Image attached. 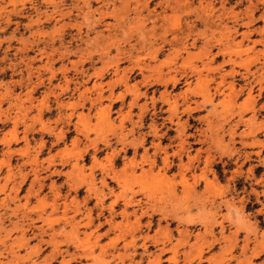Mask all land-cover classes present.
Wrapping results in <instances>:
<instances>
[{
	"label": "rangeland",
	"instance_id": "rangeland-1",
	"mask_svg": "<svg viewBox=\"0 0 264 264\" xmlns=\"http://www.w3.org/2000/svg\"><path fill=\"white\" fill-rule=\"evenodd\" d=\"M263 106L264 0H0V264H264Z\"/></svg>",
	"mask_w": 264,
	"mask_h": 264
},
{
	"label": "bare ground",
	"instance_id": "bare-ground-1",
	"mask_svg": "<svg viewBox=\"0 0 264 264\" xmlns=\"http://www.w3.org/2000/svg\"><path fill=\"white\" fill-rule=\"evenodd\" d=\"M247 56H249V54L246 55V57H247ZM249 58H250V57H249ZM207 59H208V58H207ZM243 59H245V58H243ZM250 59H252V58H250ZM246 60H247V58H246ZM262 64H263V63H262ZM262 64H261V65H262ZM204 65H205V64H204ZM247 65H248V64H247ZM261 65H259V66H261ZM244 66H245V64H244ZM248 67H249V66H248ZM256 67H257V66H256ZM245 68H247V67H245ZM245 68H244V69H245ZM260 68H261V67H260ZM260 68H259V69H260ZM116 70H117V69H116ZM249 70H250V68H247L246 71H249ZM127 71H128V70H127ZM129 71H130V70H129ZM244 71H245V70H244ZM250 72H251V71H250ZM123 73H124V72H123ZM246 73H248V72H246ZM124 74H125V73H124ZM124 74H123V75H124ZM158 75H159V74H158ZM242 76H243V75H242ZM157 77H158V76H157ZM169 77H170V76H169ZM243 77H244V76H243ZM245 77H246V76H245ZM121 78H123V77H121ZM158 78H159V77H158ZM158 78H157V79H158ZM162 78H163V77H162ZM162 78H161V79H162ZM171 78H172V76H171ZM171 78H170V80L173 79V78H172V79H171ZM124 79H125V78H124ZM164 79H165V80L168 79V81H169V78H164ZM222 79H223V77H222ZM165 80H164V81H165ZM174 80L176 81V78H174ZM113 81H114V80H113ZM113 81H112V82H113ZM125 81H126V80H125ZM161 81H163V79L160 80V83H162ZM166 81H167V80H166ZM166 81H165V82H166ZM185 81H186V80H185ZM185 81H184V82H185ZM186 82H187V81H186ZM230 82H231V81H230ZM158 83H159V82H158ZM218 83H219V82H218ZM232 83H233V82H231V84H232ZM249 83H250V82H249ZM109 84H110V83H109ZM134 84H135V83H134ZM150 84H151V83H150ZM163 84H164V83H163ZM93 85H94V84H93ZM124 85H125V84H124ZM215 85H216V83L214 84V86H215ZM229 85H230V84H229ZM126 86H127V85H126ZM127 87H128V86H127ZM130 87H132V86H130ZM134 87H135V86H134ZM229 87H233V86L230 85ZM229 87H228V88H229ZM186 88H187V87H186ZM260 88H261V86H260ZM126 89H127V88H126ZM126 89H125V90H126ZM128 89H129V88H128ZM132 89H134V88H131V91H132ZM231 89H232V88H230V90H231ZM258 89H259V88H258ZM181 90H182V89H181ZM186 90H189V89H185L184 91H186ZM230 90H229V91H230ZM240 90H241V89H240ZM133 91H134V90H133ZM135 91H137V90L135 89ZM182 91H183V90H182ZM189 91H190V90H189ZM231 91H233V90H231ZM235 91H236V90H235ZM126 92H127V90H126ZM227 92H228V91H227ZM227 92H226V93H227ZM137 93H138V92H137ZM137 93L134 95V92H132V94H133L132 96H134V97H138ZM140 93H141V92H140ZM140 93H139V94H140ZM164 93H165V91H164ZM179 93H181V92H179ZM237 93H238V91H237ZM237 93H236V94H237ZM247 93H248V95H250V91H249V89L247 90ZM162 94H163V93H162ZM177 94H178V93H177ZM232 94H233V93L231 92V95H232ZM109 95H110V94H109ZM136 95H137V96H136ZM177 96H178V95H177ZM232 96H233V95H232ZM234 96H235V95H234ZM234 96H233V97H234ZM94 97H95V96H94ZM161 97H162V96H161ZM233 97H232V98H233ZM235 97H236V96H235ZM80 98H81V97H80ZM113 98H114V97H113ZM130 98H131V97H130ZM143 98H144V97H143ZM158 98H160V97H158ZM165 98H167V96H166ZM248 98H250V96H249ZM132 99H133V98H132ZM132 99H131V100H132ZM154 99H155V98H154ZM172 99H173V98H172ZM183 99H184V98H183ZM228 99L231 100V98H228ZM131 100H130V103L132 104ZM135 100H136V99H135ZM184 100H185V99H184ZM233 100H234V99H233ZM110 101H111V100H110ZM164 101H165V100H164ZM170 101H171V100H170ZM180 101H181V100H180ZM90 103H91V102H90ZM99 103H100V102H99ZM133 103L135 104L134 99H133ZM140 103H141V101H140ZM167 103H168V101H167ZM170 103H172V102H170ZM195 103H196L197 106H198V103H197V102H195ZM230 103H231V102H230ZM131 104H130V105H131ZM241 104H242V103H241ZM130 105H129V106H130ZM142 105H144V104H142ZM224 105H225V104H224ZM226 105H228L227 102H226ZM127 106H128V105H127ZM134 106H135V105H134ZM194 106H195V105H194ZM105 107H106V106H105ZM143 107H144V106H143ZM143 107H142V108H143ZM173 107H176V105H175L174 102H173V104H170V105L168 106L167 111H168L169 113H170L171 110H174V111L176 112V110H175ZM263 107H264V106H263ZM129 108H130V107H129ZM129 108H128V109H129ZM142 108H141V110H143ZM184 109H185V108H184ZM189 109H190V111L192 110V108H190V107H189ZM104 110H105V109H104ZM127 111L129 112V110H127ZM139 111H140V110H139ZM128 112H127V113H128ZM172 112H173V111H171V113H172ZM175 112H174V113H175ZM129 114H130V113H128V116H129ZM169 115H170V114H169ZM239 115H240V114H239ZM251 115H252V114H251ZM139 117H140V115H139ZM168 117H169V116H168ZM249 117H250V116H249ZM166 118H167V117H166ZM250 118H252V117H250ZM138 119L140 120V118H138ZM184 119H185V118H184ZM108 120H109V119H108ZM169 120H170V119H169ZM246 120H247V119H246ZM252 120H253V119H252ZM252 120H250V121H252ZM236 121H237V120H236ZM175 122H176V120H175ZM242 122H243V121H242ZM244 123H245V122H244ZM174 124H175V123H174ZM177 124H178V121L176 122L175 125H177ZM234 124H235V123H234ZM180 125H181V124H180ZM180 125L177 126V127H175V129H176V133H177V135H178V144L176 145V149L173 151V154L170 153L172 156L176 157V159L178 160V162H177L178 165L181 163L180 161H182V157H181V156L186 155V157H189V156H188V155H189V153H188L189 151L187 152L186 149H185L183 146H181L185 141L182 139L183 136H180V135H181L180 133H182L181 131H182V129H183V128H181V127H182L184 124L181 125V126H180ZM137 127H138V126H137ZM247 128H248V127H247ZM130 129H131V128H130ZM166 129H168V128H166ZM229 129H230V128H229ZM230 130H231V129H230ZM230 130H229V131H230ZM119 131H120V130H119ZM130 131H131V130H130ZM154 131H155V129L153 130V132H154ZM123 132H124V131H123ZM155 132H156V131H155ZM161 132H162V131H161ZM163 132H164V131H163ZM163 132H162V133H163ZM167 132H168V131H167ZM159 133H160V132H159ZM229 133L232 135L231 132H229ZM182 134H183V133H182ZM230 134H229V135H230ZM161 135H162V134H161ZM245 135H246V134H245ZM245 135H244V136H245ZM157 136H158V134H157ZM140 137H143V136H140ZM158 137H159V136H158ZM122 139H123V138H122ZM140 139H141V138H140ZM157 139H158V138H157ZM170 139H171V138H170ZM141 140H142V139H141ZM141 140H139V141H141ZM228 140H230V139L228 138ZM169 141H170V140H169ZM172 142H173V140H172ZM240 142H241V141H240ZM120 143H121V142H120ZM122 143H123V142H122ZM144 143H145V141H144ZM136 144H138V141H137ZM152 144H153V145H156V143H155V144L152 143ZM142 145H143V144H142ZM123 146H124V145H123ZM143 147H144V146H143ZM227 147H228V146H227ZM124 148H125V147H124ZM156 148H157V147H156ZM257 151H258V150H257ZM174 153H175V154H174ZM195 153H196V152H195ZM195 153H194V154H195ZM133 154H134V153H133ZM144 154H145V153H144ZM162 154H163V156H161V158H160V159H162V160H160V163L162 162V163L164 164V166H162V169H164V170H165V169H169V167H170V161H171V160H170V156L168 155L169 152L167 151L166 147L163 149ZM132 157H133V156H132ZM171 158H172V157H171ZM191 158H192V157H191ZM245 159H246V158H245ZM188 160H189V158H188ZM242 160H243V159H242ZM152 161H153V160H152ZM150 162H151V161H150ZM207 163H208V161H207ZM150 164H153V163L151 162ZM178 165H177V166H178ZM148 166H149V165H148ZM150 167H151V166H150ZM179 167H180V165H179ZM237 167H238V166H237ZM239 167H240V166H239ZM146 168H147V167H146ZM111 169H112V168H111ZM114 170H115V169H114ZM144 170H146V169H144ZM201 170H202V169H201ZM53 171H54V173H56L55 170H53ZM121 171H122V170H121ZM131 171H132V170H131ZM180 171H181V170H180ZM115 172H117V171H115ZM125 172H126V171H125ZM145 172H146V171H145ZM150 172H151V171H150ZM111 173H112V172H111ZM118 173H120V172L118 171ZM132 173H133V172H132ZM147 173H148V172H147ZM57 174H58V173H57ZM130 174H131V173H130ZM141 174H142V173H141ZM143 174H144V173H143ZM113 175H114V179H116V180H117L116 182L118 183V181H119V175H117V174H113ZM113 175H112V176H113ZM122 175H123V174H122ZM145 175H146V174H145ZM147 175H148V174H147ZM108 176H110V174H109ZM131 176H132V175H131ZM138 178H139V177H138ZM182 178H183V177H182ZM214 178H215V177H214ZM110 179H111V176H110ZM112 179H113V178H112ZM146 179H147V178H146ZM263 179H264V177H263ZM103 180H104V179H103ZM148 180H149V179H148ZM112 181H113V180H112ZM182 181H183V182H182ZM99 182H100V181H99ZM102 182H103V181H102ZM104 182H105V181H104ZM175 182H176V181H175ZM180 182H181V184H180L181 195L179 194L180 197H178L177 194H176V189H177V186H178L176 183H172V182H171V183H167L166 181H165V183H166L165 185H163L162 183H159V185H158V186H159V191H160L161 194H163V192H164V196H165V194H166L165 197H167V196H172V197H170V198H173V199L176 198V199H177L176 202H177L179 199H180V201H182V199L186 201V200L190 199V198L193 197V196H196V197H197V195H196V194H197V191H196L197 189H196V188H197L198 186H197V185H194V184H193L194 182L192 183L193 185H192V184H189V183H187L186 180H184V178H183ZM177 183H178V182H177ZM103 184H104V183H103ZM115 184H116V183H115ZM118 184H119V183H118ZM101 185H102V184H101ZM121 186H122V185H121ZM158 186H157V187H158ZM200 187H201V186H200ZM121 188H122V187H121ZM201 188H202V189H201V190H202V193H201V194H198V196H199V195H202V194H203V195H207V197L210 199V200H208V202H210V201L212 202V203L210 204L211 207L214 206V202H215V198H214V197H215L216 195L218 196V195H220V194L222 193V191H218V190L221 189V187L218 185V183L215 181V179H213V180H210V179H209V180L204 179V182H203ZM150 189H151V188H149V191H150ZM151 190H152V189H151ZM221 190H222V189H221ZM108 191H110V189H109ZM120 191H121V190H120ZM113 192H114V191H113ZM199 192H201V191H199ZM110 193H111V192H110ZM118 193H119V192H118ZM116 194H117V193H116ZM116 194H115V198L117 199V197L119 196V194H118V196H117ZM132 194H133V193H132ZM146 194H147V196L150 195V194H148V193H146ZM146 194H145V195H146ZM222 194H223V193H222ZM222 194H221V195H222ZM121 195H123V194L120 193V196H121ZM157 195H158V194H157ZM209 195L211 196V198H210ZM125 197H126V196H125ZM160 197H161V196H160ZM196 197H195V198H196ZM201 197H202V196H201ZM207 197H206V198H207ZM112 198H113V196H112ZM112 198H111V200H112ZM121 198H122V196H121ZM150 198H151V196H150ZM167 198H168V197H167ZM167 198H166V199H167ZM170 198H168V199L170 200ZM197 198H198V197H197ZM199 198H200V197H199ZM199 198H198V199H199ZM208 198H207V199H208ZM134 199H135V198H134ZM146 199H147V198H146ZM207 199H206V200H207ZM221 199H222V198H221ZM221 199H220V200H221ZM224 199H225V198H224ZM113 200H114V199H113ZM118 200H119V199H118ZM131 200H133V199H131ZM155 200H156V199H155ZM200 200L202 201L203 199L200 198ZM216 200H217V199H216ZM114 201H115V200H114ZM128 201H129V200H128ZM136 201H137V200H136ZM173 201H174V200H173ZM218 201H219V200H218ZM223 201L226 202L227 200H223ZM122 202H123V201H122ZM125 202H126V201H125ZM154 202H155V201H154ZM168 202H169V201H168ZM176 202H175V203H176ZM178 202H179V201H178ZM178 202H177V203H178ZM187 202H188V201H187ZM187 202L184 203V204H185V208H187V207H189V205H191V204H189V203H187ZM191 202L194 204L193 201H191ZM198 202H199V201H198ZM203 202H205V201H203ZM203 202H202V203H203ZM225 202H223L224 205H228V203L225 204ZM108 203H109V205H110V204L112 205V202L110 203V199H109V202H108ZM123 203H124V202H123ZM123 203H122V204H123ZM126 203H127V202H126ZM132 203H133V202H132ZM134 203H136V202H134ZM134 203H133V204H134ZM186 203H187V204H186ZM206 203H207V202H206ZM223 203H222V204H223ZM158 204H159V203H158ZM170 204H171V203H170ZM182 204H183V203H182ZM193 204H192V205H193ZM203 204H204V203H203ZM215 204H217L216 206H218V205L220 204V202H219V203L216 202ZM100 205H101V204H100ZM109 205H108V206H109ZM111 205H110V207H111ZM113 205H114V204H113ZM117 205H118V204H117ZM124 205H125V204H124ZM165 205H166V204H165ZM194 205H195V204H194ZM210 205H209V206H210ZM130 206H131V205H130ZM145 206L148 207L147 205H145ZM169 206H171V205H169ZM177 206H178V205H177ZM139 207H140V206H139ZM174 207H175V206H174ZM107 208H108V207H107ZM111 208H112V207H111ZM122 208H123V207H122ZM171 208H172V207H171ZM130 209H131V208H130ZM143 209H144V208H143ZM143 209H142V210H143ZM149 209H152V210H153L152 207H150ZM155 209H156V207H155ZM159 209H160V210H163V212H165V213L168 211L167 209H166V211H165V208L163 209V207H160ZM173 209H174V208H173ZM119 210H120L121 212H123L122 210H124V209H121V208H120ZM142 210H141V211H142ZM152 210H150V212H151ZM116 211H117V210H116ZM116 211H115V212H116ZM130 211H132V210H130ZM139 211H140V210H139ZM124 212H125V211H124ZM132 212H133V214H134V211H132ZM137 212H138V211H137ZM152 212H153V211H152ZM127 213L130 214V212H126V213H125V214H126L125 216H127ZM148 213H149V212H148ZM165 213H164V214H165ZM120 214L122 215V213H120ZM123 214H124V213H123ZM131 214H132V213H131ZM137 214H138V213H137ZM142 214H144V213L142 212L141 215H142ZM146 214H147V213H146ZM166 214H167V213H166ZM135 215H136V214H135ZM144 215H145V214H144ZM147 215H148V214H147ZM139 216H140V215H139ZM160 216H161V215H160ZM137 217H138V216H137ZM141 217H142V216H141ZM147 217H148V216H147ZM107 218H108V216H107ZM149 218H150V216H149ZM138 219H139V218H137L136 221H135V220H134V221L137 222ZM107 220H108V219H107ZM111 221H112V219H111ZM111 225H112V222H111ZM183 229H184V228H183ZM184 230H185V229H184ZM186 230H187V229H186ZM144 248H145V247H144ZM144 248H143V250H146V249H144Z\"/></svg>",
	"mask_w": 264,
	"mask_h": 264
},
{
	"label": "crops",
	"instance_id": "crops-1",
	"mask_svg": "<svg viewBox=\"0 0 264 264\" xmlns=\"http://www.w3.org/2000/svg\"><path fill=\"white\" fill-rule=\"evenodd\" d=\"M117 105V103L115 104V106ZM115 106H113V108L112 109H114V107ZM118 107H119V103H118ZM136 111V110H135ZM134 111V112H135ZM130 126L129 125H127V128H129ZM145 131V130H144ZM261 138H262V136H261ZM260 138V139H261ZM200 147H203V146H200ZM236 147L238 148L239 147V145L238 144H236ZM255 150V149H254ZM131 153V152H130ZM263 153H264V151H263ZM253 159H254V161H252L251 162V164H255V160H256V158L255 157H252ZM60 166H57L56 168L58 169ZM234 167V166H233ZM232 167V168H233ZM245 167H247V164H246V166ZM231 168V169H232ZM62 169V168H61ZM71 193H73V192H71ZM74 194V193H73ZM76 195H78V194H76ZM85 196V192H84V194H83V197ZM83 197H82V201H83ZM94 202H95V199L93 198V197H91L87 202H86V204H85V206L87 207V208H93L92 209V216L94 217V216H96V214L99 212V210L98 209H96V208H94V206H93V204H94ZM109 202V199H105V201H104V203H108ZM85 210V209H84ZM108 215H107V212H104L103 213V215H102V218H100L99 220L100 221H103V217H107ZM157 218V217H156ZM96 223V222H95ZM103 228V227H102Z\"/></svg>",
	"mask_w": 264,
	"mask_h": 264
}]
</instances>
